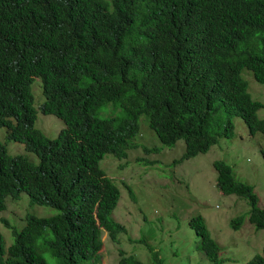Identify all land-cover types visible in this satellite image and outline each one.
<instances>
[{
	"label": "trees",
	"instance_id": "obj_1",
	"mask_svg": "<svg viewBox=\"0 0 264 264\" xmlns=\"http://www.w3.org/2000/svg\"><path fill=\"white\" fill-rule=\"evenodd\" d=\"M243 71L264 83V0H0V127L38 157L33 164L0 143V211L21 193L56 210L26 216L7 248L0 235V264L100 262L102 234L115 240L122 230L112 217L120 190L100 160L137 146L141 116L161 144L184 140L179 160L232 137L234 116L264 138L263 104ZM32 91L45 97L39 110L65 124L55 138L30 132ZM108 102L120 113L99 117ZM212 167L218 191L246 199L248 222L264 229L253 187L221 160ZM188 225L210 263L221 264L203 218ZM114 264L163 259L119 250ZM245 264H264V244Z\"/></svg>",
	"mask_w": 264,
	"mask_h": 264
},
{
	"label": "rangeland",
	"instance_id": "obj_2",
	"mask_svg": "<svg viewBox=\"0 0 264 264\" xmlns=\"http://www.w3.org/2000/svg\"><path fill=\"white\" fill-rule=\"evenodd\" d=\"M242 75L252 98L263 104L257 116L264 118V83L257 81L252 72L246 75L243 71ZM36 80L39 77L32 84ZM32 95L38 104L45 100L42 92V100L39 92L34 95L32 91ZM110 107L114 110H109ZM119 113L111 103L98 111L99 117ZM232 120V137L219 136L206 152L179 160L185 152L184 140L179 139L173 146L161 144L148 127L146 117L141 116L137 146L118 160L110 153L103 156L100 167L120 190L112 217L122 230L115 240L102 234L98 264H114L119 250L135 254L141 260H148L153 250L158 251L163 264H211L198 247L199 236L188 225L198 216L203 218L209 237L218 245L221 264H245L255 253H262L264 229L257 230L248 222V201L222 195L215 187L212 162L221 160L232 168L236 181L253 187L258 207L264 209V138L251 137L240 117L234 116ZM33 125L49 138H55L65 126L56 116L38 110ZM3 129L0 127V141ZM1 142L9 154H21L33 164L38 162L33 153L24 150L22 143L5 138ZM54 213L56 210L48 205L29 203L23 193L15 200L6 198L5 209L0 211L4 247L12 243L11 231L20 230L27 215L46 217ZM236 218H243L238 229L231 225Z\"/></svg>",
	"mask_w": 264,
	"mask_h": 264
},
{
	"label": "clouds",
	"instance_id": "obj_3",
	"mask_svg": "<svg viewBox=\"0 0 264 264\" xmlns=\"http://www.w3.org/2000/svg\"><path fill=\"white\" fill-rule=\"evenodd\" d=\"M41 100H42V98H41ZM33 101H34V105H35V108L33 107ZM108 103H111L113 106H115L114 104H113V102H108ZM42 103H41V101H39V104H38V101H36V99H35V97L32 99V102H31V107H32V109H33V111H34V115H35V113H36V110H38V111H40L39 110V106L41 105ZM107 104V103H106ZM29 103H27V102H23V113L25 112V111H29L28 109H29ZM36 109V110H35ZM110 109H113L112 107H110L109 108V110ZM114 110V109H113ZM42 112V111H41ZM43 113V112H42ZM44 114V113H43ZM58 118V117H57ZM34 121H35V119H34ZM34 121H33V124H34ZM32 124V130L30 131L31 133H33V134H35V135H45L41 130H39L38 128H35L34 127V125ZM59 133V132H58ZM2 134H3V136L1 135V141H4V138L6 137V130L5 129H3V131H2ZM46 136V135H45ZM6 139V138H5ZM7 140V139H6ZM0 141V143H2ZM3 144V143H2ZM4 145V144H3ZM4 147H5V145H4ZM7 150V149H6ZM26 152H29V151H26ZM30 153H32V152H30ZM34 154V153H33ZM11 155H13V156H15V155H21V154H11ZM35 155V154H34ZM21 156H23V155H21ZM36 156V155H35ZM25 157V156H24ZM26 158V157H25ZM36 158H38V157H36ZM27 159V158H26ZM115 159H117V158H115ZM28 160V159H27ZM118 160V159H117ZM29 161V160H28ZM30 162V161H29ZM5 209V208H4ZM4 209H2V210H4ZM1 210V211H2ZM28 216V215H27Z\"/></svg>",
	"mask_w": 264,
	"mask_h": 264
}]
</instances>
